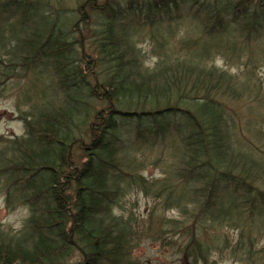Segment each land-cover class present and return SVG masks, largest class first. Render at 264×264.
<instances>
[{
	"label": "trees",
	"instance_id": "1",
	"mask_svg": "<svg viewBox=\"0 0 264 264\" xmlns=\"http://www.w3.org/2000/svg\"><path fill=\"white\" fill-rule=\"evenodd\" d=\"M147 35L151 67L137 46ZM215 57L251 70L240 80ZM257 66L264 0H0V78L30 77L24 133L0 146L6 208L26 212L17 234L0 232V264H140L144 241L175 237L181 258L207 264L229 227L251 255L264 229V154L240 111L256 114L249 129L264 122ZM148 162L165 177L145 180ZM133 185L180 218L154 229L153 214L147 225L119 214Z\"/></svg>",
	"mask_w": 264,
	"mask_h": 264
},
{
	"label": "rangeland",
	"instance_id": "2",
	"mask_svg": "<svg viewBox=\"0 0 264 264\" xmlns=\"http://www.w3.org/2000/svg\"><path fill=\"white\" fill-rule=\"evenodd\" d=\"M183 28L182 26L176 30L175 36L172 39V44L186 37ZM137 46L143 54L145 66L151 67L156 59L155 42L148 35L142 36L137 41ZM214 59V62L209 64L215 65L217 69L227 71L231 75L238 76L240 80L244 78L242 76L243 70L245 72L249 71V68L251 70V67L246 69L240 62L234 61L228 62L227 64L219 57H215ZM254 68L251 78L252 83H256L259 86L260 97L263 98L264 66H257ZM29 78L28 76L27 79L25 78L19 81L14 78H0V146L2 144L1 141L6 138L20 137L24 133L23 123L18 117L21 112H27L26 110L29 107L21 94ZM262 110H264V108ZM240 114L242 117V126H240V128L243 135L249 142L256 144L261 154H264V122L258 121L259 123L257 122L258 125L255 128L249 129L246 125L250 120L255 118L256 114L247 108H243ZM259 131L261 132L260 134H258ZM155 159L156 157L154 154H151L149 161L152 162ZM150 162L141 168L139 174L149 182L160 181L165 177L163 174L164 164H154ZM259 188V190L264 191V186H259ZM117 212L121 215L132 214L136 216L138 220L142 222V225H147L149 216L153 214L154 221L152 220V227L154 226V229L157 225L156 221L159 218H164L166 220L180 218L178 210H163L154 197L145 194L136 185H133L126 192L119 203ZM25 217L26 212L21 208L7 210L4 195L0 190V232H6L11 235L17 234L22 228ZM242 231L243 230H240L238 227L222 228L218 234H216L219 238L217 244L219 248L210 253L207 264H262L258 259L260 256L258 252L264 249V229L253 232V243L250 248L251 255L247 256L239 249L241 246L244 248L243 244L240 246L239 242ZM206 235L208 240L209 237L213 238V233L211 231H207ZM172 241L173 244L159 243L151 240L144 241L141 248L137 251L140 264H192L189 260L183 259V257L181 258L180 254L177 252L178 247L185 242L183 238L175 237ZM215 246L214 244V247Z\"/></svg>",
	"mask_w": 264,
	"mask_h": 264
}]
</instances>
